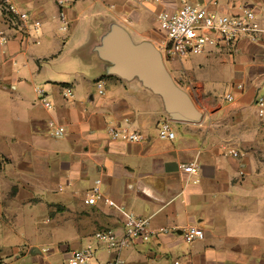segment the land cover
Here are the masks:
<instances>
[{
  "label": "crops",
  "instance_id": "0c3cea01",
  "mask_svg": "<svg viewBox=\"0 0 264 264\" xmlns=\"http://www.w3.org/2000/svg\"><path fill=\"white\" fill-rule=\"evenodd\" d=\"M16 1L42 25L38 41L13 28L7 42L0 40V227H24L31 220L47 227L50 239L22 247L25 234L11 230L15 246L2 264H64L71 249L63 244H96L93 233L100 228L121 232L122 217L114 208L84 202L96 179L104 194L148 218L153 230L167 229L122 249L125 264H264V114L255 102L264 91V36L257 43L240 40L229 58L219 48L209 50L207 63L195 67L203 79L187 76L184 64L183 85L173 74L199 108L220 98L210 76H234L232 83L243 89L227 91L223 101L237 103L229 114L244 113L247 121L209 123L201 109L202 122L175 121V137L162 139L161 99L137 80L101 74V61L88 49L110 21L136 40L158 44L164 33L157 14L179 0ZM238 3L253 7L264 25V0H221L220 9L233 11ZM61 9L67 30L61 28ZM4 19L0 4V28L6 29ZM98 80L104 81L103 94ZM67 87L72 95H65ZM39 88L51 106L40 99ZM229 93L234 100L226 99ZM215 107L211 114L219 115L223 109ZM50 121L65 133L55 135ZM111 127H127L143 139L113 137ZM194 159L196 173L180 167ZM189 225L202 228L205 237L184 240L181 230ZM116 255L96 253L99 259Z\"/></svg>",
  "mask_w": 264,
  "mask_h": 264
},
{
  "label": "built area",
  "instance_id": "2783aa9c",
  "mask_svg": "<svg viewBox=\"0 0 264 264\" xmlns=\"http://www.w3.org/2000/svg\"><path fill=\"white\" fill-rule=\"evenodd\" d=\"M159 5L165 4L166 0H147ZM63 3V0H60ZM177 6L164 7L157 14V22L164 37L158 46L165 57L182 58L190 54H202L212 48L235 49L242 39L251 42H260L264 36V25L253 7L245 3L234 5L233 11H222L221 0H179ZM5 11L4 22L6 29L0 28V40L7 42L9 29L22 32L28 36L31 31L39 33L42 20L34 12L21 8L16 0H0ZM61 28L67 30L69 20L65 16L64 9L60 11ZM8 29V30H7ZM36 37V36H33ZM38 41V38H35ZM104 81L98 80L97 86L100 94L104 93ZM238 89H243V84H237ZM40 99L46 106H51L47 100L45 90L39 88ZM73 94V88L67 87L65 95ZM229 101L234 100V95H226ZM256 106L259 114H264V93L257 96ZM175 121L167 114L162 116L157 123L158 136L162 139H173L176 135ZM55 135H63L65 128L59 126L54 128V122L50 121ZM120 127V126H119ZM111 127L113 137L124 135L129 141H139L143 135L137 131H131L127 127ZM233 156H238L235 149L230 150ZM180 167L188 173H196L199 170L197 159L183 162ZM102 201L104 204L114 208L122 217V231L105 227L94 231L93 237L96 244L88 243L80 248H73L67 252L64 264H125V260L119 255L122 249L130 246L135 240H148L157 236L160 232L167 231L166 228L153 230L149 219L141 217L130 211L125 205L118 203L112 197L102 191L101 179H96L91 191L87 194L84 202L94 205ZM184 240L191 242L205 237V231L196 226L189 225L181 230ZM103 249L108 254L117 253L113 258L99 259L96 253ZM174 264H182L179 259Z\"/></svg>",
  "mask_w": 264,
  "mask_h": 264
},
{
  "label": "water",
  "instance_id": "95a60500",
  "mask_svg": "<svg viewBox=\"0 0 264 264\" xmlns=\"http://www.w3.org/2000/svg\"><path fill=\"white\" fill-rule=\"evenodd\" d=\"M88 51L101 61V74L115 75L126 81L137 80L158 96L165 113L173 121H203V110L176 81L158 44L151 40H136L125 26L110 21L90 43Z\"/></svg>",
  "mask_w": 264,
  "mask_h": 264
},
{
  "label": "rangeland",
  "instance_id": "374dc122",
  "mask_svg": "<svg viewBox=\"0 0 264 264\" xmlns=\"http://www.w3.org/2000/svg\"><path fill=\"white\" fill-rule=\"evenodd\" d=\"M35 36V32L31 31V35L29 37ZM219 55L224 56L225 58H229V56L233 53L235 49H228V48H219ZM207 52L202 53V54H190L187 56H184L181 58V60H175L172 59L171 57H165V63L168 67V69L171 71L172 74L175 75V77L180 79V70L184 69L182 65L179 64H184L185 70H187V76L195 75L197 79H203L202 76L199 73H196L195 67L198 63L201 62H206L207 63ZM182 67V68H181ZM181 68V69H180ZM227 69V68H225ZM222 72H224V68H222ZM230 73V71H229ZM225 74V73H224ZM224 74H221L220 72H216L213 76L209 77V84L214 86V91L215 94L218 95L220 98L217 99V102L215 103H208L203 106V108L206 112V121L209 123H244L247 118V116L244 113L236 114L234 111H231L232 114L230 113L231 108L236 107L237 103H228L226 101H223V96L224 94L228 91H232L233 93L236 91L237 84L239 83H232L234 81V76L232 75H227L225 76ZM214 81H213V80ZM180 83H184L183 79H180ZM183 85V84H182ZM40 87V86H39ZM238 88V87H237ZM261 93H264L262 91ZM203 104V103H202ZM215 106H221L223 111L218 115V114H211V112L216 108ZM241 112V111H240ZM220 133V132H219ZM223 133H226L223 131ZM43 227H45L43 225ZM41 226H37L34 221L29 220L27 222V226L25 225L24 227L20 226H12V227H0V259L5 260L9 257V255L12 253V248L15 246V243L12 241V235L13 233L11 230L25 234V239L27 242L23 241L20 242L22 247L28 242H36V241H41L43 239L48 240L50 237H48L46 234H44V230L47 229V227L43 228ZM8 231V232H5ZM10 232V233H9ZM65 248H74L76 244L74 243H66L62 245Z\"/></svg>",
  "mask_w": 264,
  "mask_h": 264
},
{
  "label": "trees",
  "instance_id": "16d2710c",
  "mask_svg": "<svg viewBox=\"0 0 264 264\" xmlns=\"http://www.w3.org/2000/svg\"><path fill=\"white\" fill-rule=\"evenodd\" d=\"M0 264H2V261L0 260Z\"/></svg>",
  "mask_w": 264,
  "mask_h": 264
}]
</instances>
